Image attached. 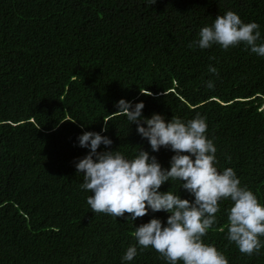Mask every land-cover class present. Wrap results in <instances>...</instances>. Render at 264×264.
Wrapping results in <instances>:
<instances>
[{
  "label": "trees",
  "instance_id": "16d2710c",
  "mask_svg": "<svg viewBox=\"0 0 264 264\" xmlns=\"http://www.w3.org/2000/svg\"><path fill=\"white\" fill-rule=\"evenodd\" d=\"M229 10L264 36V0H0V264H121L133 225L166 220L94 213L80 188L83 132L107 135L125 154L151 152L136 125L113 114L122 98L143 101L145 117H206L216 167L233 168L264 204V57L243 44L188 46ZM152 154L167 168L174 153ZM171 183L160 191L179 188ZM230 207L221 203L204 242L229 264H264V247L247 255L227 239ZM127 264L165 261L149 247Z\"/></svg>",
  "mask_w": 264,
  "mask_h": 264
},
{
  "label": "clouds",
  "instance_id": "9594fccd",
  "mask_svg": "<svg viewBox=\"0 0 264 264\" xmlns=\"http://www.w3.org/2000/svg\"><path fill=\"white\" fill-rule=\"evenodd\" d=\"M241 44L251 53L264 57L260 25L254 21L245 23L229 10L202 27L198 38L188 46L200 50L219 46L228 50ZM208 72L218 75L211 65ZM206 87L212 89L213 81L208 80ZM140 92L146 95L147 91ZM115 107L118 111L113 114L124 116L130 126L135 124L137 134L147 140L151 152L136 146L138 150L129 155L119 148L112 150L113 141L107 135L94 131L79 135L78 146L88 152L74 162V167L76 174L83 177L81 190L90 193L86 202L92 212L123 217L132 225L149 213H167L165 221L153 216L148 222L133 225L136 243L127 247L121 264L131 262L149 247L160 254L165 264H229L221 251L204 242L207 232L217 223L216 214L225 200L231 202L226 210L227 239L247 255L264 247L260 239L264 236V204L242 186L233 168L218 170L217 148L206 135V117L199 113L188 120L178 116L167 119L157 113L145 117L143 101L133 103L123 98ZM107 125L105 121L101 133L108 131ZM101 145L106 150H98ZM161 148L174 153L167 168L152 154ZM171 182H179L176 191L171 190ZM166 183L171 188L160 191ZM179 189L192 199L181 198Z\"/></svg>",
  "mask_w": 264,
  "mask_h": 264
}]
</instances>
